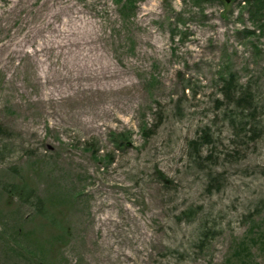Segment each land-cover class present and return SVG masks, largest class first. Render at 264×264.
I'll list each match as a JSON object with an SVG mask.
<instances>
[{
  "label": "rangeland",
  "instance_id": "rangeland-1",
  "mask_svg": "<svg viewBox=\"0 0 264 264\" xmlns=\"http://www.w3.org/2000/svg\"><path fill=\"white\" fill-rule=\"evenodd\" d=\"M124 3L0 0V264H264V12Z\"/></svg>",
  "mask_w": 264,
  "mask_h": 264
},
{
  "label": "trees",
  "instance_id": "trees-1",
  "mask_svg": "<svg viewBox=\"0 0 264 264\" xmlns=\"http://www.w3.org/2000/svg\"><path fill=\"white\" fill-rule=\"evenodd\" d=\"M118 3L125 2L124 4V11L126 12L129 10L130 6L133 4V0H116ZM201 1V0H197ZM225 3H228L229 0H222ZM246 4V8H249L251 10V14L253 17H256L257 19L261 18V15L264 12V0H243ZM224 82L222 86V92L226 98V102H231L234 104L236 108L248 109L250 112L247 114L249 117L252 116L255 120L258 119L259 115V107L260 105H257L256 98L257 94L254 90L253 84L249 83L247 84L246 88L240 83L239 77L237 74L233 71L229 72V76L223 77ZM235 90V94L233 93ZM233 94V95H232ZM259 97V96H258ZM260 121H257V124H259ZM257 128H255V131ZM0 135L7 136L11 138L13 136L11 131L6 130L3 126L0 125ZM195 143V142H193ZM5 189H7L9 192L12 193V195L18 197L24 202L33 203V205L37 208V211L40 215L44 216L48 219V221L56 228H58L60 231L64 233H68L67 230L62 227L60 220L51 212H49L47 209H45L43 205V201L37 197V195H33L34 192L30 189L27 190V183H23V185H15L14 183L9 185L8 187L5 186ZM52 214V215H51ZM189 215V214H188ZM186 215V216H188Z\"/></svg>",
  "mask_w": 264,
  "mask_h": 264
},
{
  "label": "bare ground",
  "instance_id": "bare-ground-1",
  "mask_svg": "<svg viewBox=\"0 0 264 264\" xmlns=\"http://www.w3.org/2000/svg\"><path fill=\"white\" fill-rule=\"evenodd\" d=\"M49 99H51L50 96H49Z\"/></svg>",
  "mask_w": 264,
  "mask_h": 264
}]
</instances>
